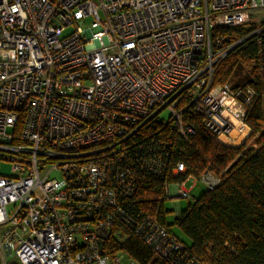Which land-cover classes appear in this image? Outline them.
Segmentation results:
<instances>
[{"label":"built area","instance_id":"1","mask_svg":"<svg viewBox=\"0 0 264 264\" xmlns=\"http://www.w3.org/2000/svg\"><path fill=\"white\" fill-rule=\"evenodd\" d=\"M262 10L264 0H0V264H123L107 250L118 225L170 264H199L138 193L170 171L167 133L195 135L194 117L220 142L247 127L259 94L214 85L245 39L212 31ZM182 186L165 184V201L191 199Z\"/></svg>","mask_w":264,"mask_h":264},{"label":"trees","instance_id":"2","mask_svg":"<svg viewBox=\"0 0 264 264\" xmlns=\"http://www.w3.org/2000/svg\"><path fill=\"white\" fill-rule=\"evenodd\" d=\"M257 30L261 31L253 34ZM220 35L229 44L245 40L215 71V86L232 84L236 79L240 80L233 86H242L241 69L257 65L254 75L243 84L259 94L246 120L251 134L239 147H227L205 132L199 117L189 120L196 134L188 139L167 133L170 171L164 180L147 179L150 187L143 185L138 202L174 235L166 222L164 185H182L209 172L219 184L189 203L174 222L191 242L186 245L174 235L184 245V256L199 264H264V22L213 29V38ZM179 163L187 171L175 176L172 170ZM107 248L112 255L123 252L138 264H170L120 225L114 228Z\"/></svg>","mask_w":264,"mask_h":264},{"label":"rangeland","instance_id":"3","mask_svg":"<svg viewBox=\"0 0 264 264\" xmlns=\"http://www.w3.org/2000/svg\"><path fill=\"white\" fill-rule=\"evenodd\" d=\"M90 21L86 22V24H88ZM262 22H264V10L262 11H257L254 12L251 16V23L252 24H256V25H260ZM249 26V25H248ZM73 32L72 28H69L66 32V34H69ZM255 64H251L250 66H245L244 68L241 69L240 71V78H241V83L239 85H243L246 84L248 81V78L250 77V75H254L253 72L255 70ZM240 80V79H238ZM238 80H234V82H232V85L236 84L238 82ZM169 117V111L168 110H164L161 113V118H168ZM248 127V126H247ZM239 131L235 130L232 134V137L238 133ZM251 134V133H250ZM249 136H247L248 138ZM246 138V139H247ZM245 139V140H246ZM244 140V142H245ZM218 141V140H217ZM220 142V141H219ZM234 142V141H233ZM243 142V143H244ZM221 144H223V142H220ZM242 143V144H243ZM241 144V145H242ZM224 146H226L225 144H223ZM229 147V146H227ZM233 148H237V147H233ZM8 165H5L3 167V170H5V172L9 171L8 169ZM212 175V174H211ZM210 177V176H209ZM52 178H57V179H62V175L58 172H54L52 174ZM195 184L193 189H190V187ZM219 184V179L217 177H215L214 175H212V177H210L208 180L206 179L205 182L201 179L196 180L194 178V180H189L186 184H185V188L186 190H190V197L191 199H181L180 200V208H174L173 202L168 200L164 202V210L166 212V222L168 225L172 226V232L174 233V235L179 238L181 241H183L186 245H190L191 242L190 240L184 236V234L181 232V230L175 225V220L176 218L179 217L180 213L182 210L187 208V204L188 203H193L195 200L194 199H199V197L205 192L207 191V188H214ZM123 264H138L137 262H135L133 259L128 258V257H124L123 258Z\"/></svg>","mask_w":264,"mask_h":264},{"label":"bare ground","instance_id":"4","mask_svg":"<svg viewBox=\"0 0 264 264\" xmlns=\"http://www.w3.org/2000/svg\"><path fill=\"white\" fill-rule=\"evenodd\" d=\"M249 135H250L249 128H243L241 132H238L233 136V138L235 139L234 142L229 141L225 138H223L222 141H223V144H225L226 146L239 147Z\"/></svg>","mask_w":264,"mask_h":264},{"label":"crops","instance_id":"5","mask_svg":"<svg viewBox=\"0 0 264 264\" xmlns=\"http://www.w3.org/2000/svg\"><path fill=\"white\" fill-rule=\"evenodd\" d=\"M246 128H248V127H246ZM250 130V129H249ZM192 180H194V178H192ZM188 182V181H187ZM186 182V183H187ZM186 183H184L183 184V186H182V188H184L185 190H186V188H185V184ZM194 186H195V184H193L191 187H190V189H193L194 188ZM174 189V188H173ZM189 193H190V190H187ZM181 200V199H180ZM180 200L178 201V200H172V202H173V205H174V208H180ZM187 205H189V203L187 204Z\"/></svg>","mask_w":264,"mask_h":264}]
</instances>
